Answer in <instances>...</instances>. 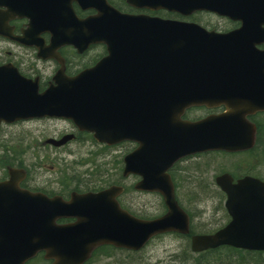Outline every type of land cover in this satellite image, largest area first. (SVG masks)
<instances>
[{
    "label": "water",
    "instance_id": "obj_1",
    "mask_svg": "<svg viewBox=\"0 0 264 264\" xmlns=\"http://www.w3.org/2000/svg\"><path fill=\"white\" fill-rule=\"evenodd\" d=\"M188 14L207 10L238 21L225 33L196 23L111 15L86 19L29 16L18 41L42 43L36 25L56 28L54 46L103 42L108 55L73 77L57 72L55 84L37 92L35 82L12 66L0 67V123L60 117L93 133L97 141L137 142L124 157L123 174L141 176L137 189L158 191L167 212L138 219L119 208L112 186L97 193H72L68 201L20 190L0 182V264H24L43 251L50 264H83L100 244L137 250L168 231L187 232L166 170L177 159L203 151H240L253 144L246 119L264 111V0H150ZM37 7L36 0H30ZM53 22V23H52ZM87 28V32L86 31ZM41 56V55H40ZM225 111L194 122L178 115L191 105ZM69 135L50 143L60 145ZM225 192L230 221L211 235L193 236L192 251L219 245L264 250V183L229 174L215 178ZM61 217H74L56 224Z\"/></svg>",
    "mask_w": 264,
    "mask_h": 264
},
{
    "label": "flooded vegetation",
    "instance_id": "obj_2",
    "mask_svg": "<svg viewBox=\"0 0 264 264\" xmlns=\"http://www.w3.org/2000/svg\"><path fill=\"white\" fill-rule=\"evenodd\" d=\"M36 1L38 3L37 7H32L30 0H0V19L1 21L3 20L4 24L0 25V31H8V33L14 37V39H12L6 35L0 34V67L5 65L15 67L24 78L30 80L31 82H36L39 93L54 83L53 78L56 73L60 71L61 67H63V72L66 76H74L80 71L95 65L98 60L107 55V49L104 44L96 42L87 43L84 48H82L81 42L77 44V47H74L71 44L62 45L59 43L54 46L56 41H53L52 37H55L54 33H56L57 30L51 25H36L34 27L35 29H39L37 37L42 43H32L29 45L20 43L15 38L23 36L22 31L28 27L30 19L29 16L37 15L44 19H62L65 17L85 19L93 16L111 15L112 13L110 12L115 11L117 14L122 16L133 18L148 17L195 22L207 29L212 28L218 32H227L239 26L238 22L230 21L225 16L214 12L195 10L188 14H182L176 10L161 7L155 1L151 2L150 0ZM209 16L226 19L229 22V26H209L207 20H205ZM259 47L264 48V43ZM223 111V106L209 107L203 104L194 105L184 108L183 111L179 113L178 120L181 122H193L204 119L207 116L218 115ZM247 119L254 126L255 146L259 143L260 138L264 136V111L252 113L247 116ZM23 124L58 125L61 128L59 131L51 134V137L41 139L43 146L49 150L60 151L75 143L77 148H83L87 152V157L82 164L90 165L92 168H85L84 174L81 178H76V180L69 179V176L65 175L66 173L60 172V175L56 180L49 181L45 179L44 175H42L35 166L25 164L23 161L24 158L17 157L13 151V154L9 153L10 162L5 163L0 169V182H5L10 179L17 184L20 190L30 193H39L47 198L59 197L64 202L70 199L72 193H97L109 188L112 185H117L122 187V191L116 196V200L123 209L130 211L136 217L140 219H152L160 217L166 212L167 209L160 193L157 191L137 190L135 185L142 180L141 177L133 173L126 175L123 174V156L137 146L135 142L128 140L115 144L97 142L92 133L79 129L70 120L60 118H36L0 124V147H2L5 152H8L9 144H13L14 142L16 143V141L12 139L15 134H7L8 131H6V129L17 128L19 126H23ZM65 135H70L71 137L69 140L60 145L48 142V139L53 140V142H57ZM8 139H11V141H8ZM36 148V146L32 147L33 150ZM114 151H118L122 157L120 169L117 172V176L113 178L112 164H110V167L107 166V168L104 165V163H108L107 159H99L98 157H101L102 155L114 156ZM248 152H250V150L243 152L217 153L220 156L237 155L240 157V154H246ZM206 154L208 153H200L180 158L167 170L169 178L174 186L175 199L185 210L188 216L189 230L187 234L175 231L162 234L163 236L172 235L190 242L191 236L199 234H212L229 221L230 217L224 207L225 194L218 188L214 181L213 182L216 185L214 186L221 194L218 198L221 213L216 219V222L209 227H207L208 223L202 218L203 214L196 212L198 209L188 210L182 205V202L179 199L178 192H184L185 194L191 192L199 193L201 192V189H203V185L206 181L203 179L201 174H198V172L195 171L197 168L194 166V163L204 164L206 161L203 157ZM4 157L5 155L2 158L4 159ZM96 161L103 162L101 168H97L96 165H94V162ZM38 163L39 164L33 165H37V167L39 166V168H41L40 161ZM235 165L234 171L229 172L233 181H236L244 175L257 177L264 181V179L259 176L257 172H252L246 168H242L238 160H236ZM68 169L70 171L73 170L70 167H68ZM52 173H55L53 166ZM53 186H56L57 188L51 189L50 187ZM131 192L149 196L154 195L157 198L156 207H153L155 211L151 215H147L149 213L142 215L132 212L124 203V200H127L128 198L132 199V197L129 196ZM74 220L75 218L72 217H61L57 219V223H70ZM117 250L123 252V249ZM252 253H258V255L262 256L264 255V251H254Z\"/></svg>",
    "mask_w": 264,
    "mask_h": 264
},
{
    "label": "rangeland",
    "instance_id": "obj_3",
    "mask_svg": "<svg viewBox=\"0 0 264 264\" xmlns=\"http://www.w3.org/2000/svg\"><path fill=\"white\" fill-rule=\"evenodd\" d=\"M205 20H207L209 26H229V22L223 18L209 16ZM60 129L58 125L51 126L46 124H23V126L17 128H7V134H15L12 139H14L16 143L14 142L8 145V152H5L3 148L0 147V169L5 163L10 162L9 153L13 154L12 152L14 151L17 157L24 158L23 161L25 164L35 166L37 170L44 175L46 180H56L60 172L66 173L65 175H68L69 179L76 180L78 177L81 178L85 168H92L90 165L82 164L87 157L85 149L77 148V145L74 143L60 151L49 150L42 144L41 139L51 137V134ZM9 140L11 141V139H8V141ZM35 146L37 148L33 150L32 147ZM114 153V156L102 155L98 157L99 159H107L108 163H104L106 167H110V164H112L113 178L117 176L122 157L118 151H114ZM4 155L5 157L3 159L2 157ZM239 156L240 157L237 155H209L203 157L206 161L204 164L198 163L194 165L197 168L195 171L201 174L206 181L201 192H191L187 194L178 192L179 199L184 207L188 210L198 209L196 212L203 214L202 218L208 223L207 227L215 223L221 213L219 208L220 202L218 201L220 195L212 182V176L224 170L233 172L236 166V160H238L242 168L257 172L259 176L264 178V136L260 138L259 143L250 152L240 154ZM39 161L41 168H39V166L37 167V165H33L39 164ZM94 165H96L97 168H101L103 162L96 161ZM52 166L55 173H52ZM68 167L73 170L70 171ZM50 188L53 189L57 187L53 186ZM129 196H131L132 199L128 198L124 200V203L135 214L146 215V213H149L147 215H151L155 211L154 208L157 204V198L154 195L149 196L131 192ZM105 250L110 254L103 255L98 253L87 264H206V260L210 264H236L235 261L238 258V256H236V260L230 261L226 256L225 252H228L226 250H222V252L210 255L206 258H200L198 254H193L189 250L188 241H184V239L172 235L156 237L138 252H122L117 250L112 252L110 249ZM252 263L261 264L258 259H250L247 264ZM41 264L47 263L43 262Z\"/></svg>",
    "mask_w": 264,
    "mask_h": 264
},
{
    "label": "trees",
    "instance_id": "obj_4",
    "mask_svg": "<svg viewBox=\"0 0 264 264\" xmlns=\"http://www.w3.org/2000/svg\"><path fill=\"white\" fill-rule=\"evenodd\" d=\"M195 164H198V163H194V165ZM219 195H221V194L219 193ZM224 249L230 251V253L226 254V256L228 257V259L230 261L236 260L233 257L238 255L239 259L235 261L236 264H247L248 261L250 260L249 256H250V254H252V253H250L248 251H242V250H239V249H233V248H224ZM41 263H42V259H41L40 256H38V257L32 259L28 264H41Z\"/></svg>",
    "mask_w": 264,
    "mask_h": 264
}]
</instances>
